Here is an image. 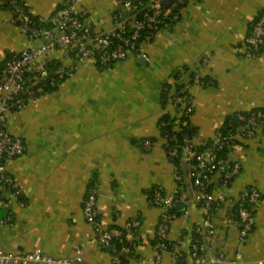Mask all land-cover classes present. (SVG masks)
I'll list each match as a JSON object with an SVG mask.
<instances>
[{
	"label": "crops",
	"instance_id": "1",
	"mask_svg": "<svg viewBox=\"0 0 264 264\" xmlns=\"http://www.w3.org/2000/svg\"><path fill=\"white\" fill-rule=\"evenodd\" d=\"M20 1L33 15L48 17L65 0ZM117 1L79 0V5L87 10L88 22L107 30ZM262 12L264 0H185L178 19L137 53L105 69L83 64L55 89L8 113V130L27 149L6 163L18 193H2L9 203L0 207V249L40 248L60 257H73L81 249V264H115L116 241L110 248L100 245L84 219L85 190L92 182L101 226L122 229L126 245L134 244L124 263H150L163 209L149 204V192L173 193L178 170L188 199L183 208H175L167 239L183 253L185 264H196L189 250L206 211L191 199L189 164L181 156L174 163L166 153L159 118L165 112L178 118L183 106L169 101L163 107L161 92L166 82L175 81V70L188 68L191 76L183 74L180 81L188 84V120L196 128L192 141L198 147L215 137L227 116L264 107V49L245 53L252 21ZM41 42L28 39L0 3V66L10 53ZM42 61L70 64L62 49L32 63ZM146 139L149 147L143 144ZM227 157L238 161L240 169L227 183L221 172L212 177L210 189L221 199L210 213L214 234L201 239L203 253L222 254L219 264H264V125L253 137L238 139ZM249 186L260 197L252 231L241 242L234 218L238 197ZM132 219L139 221L134 229L127 226ZM161 264H174L171 252L162 253Z\"/></svg>",
	"mask_w": 264,
	"mask_h": 264
},
{
	"label": "built area",
	"instance_id": "2",
	"mask_svg": "<svg viewBox=\"0 0 264 264\" xmlns=\"http://www.w3.org/2000/svg\"><path fill=\"white\" fill-rule=\"evenodd\" d=\"M19 1L0 0V3L8 8L12 22L28 39H42V42L36 47L10 53L0 66V207H7L9 203L2 193L13 197L18 193L15 179L7 170L6 163L23 155L27 149L23 139L8 130V113L23 109L30 101L56 87L83 64L105 69L137 53L142 43L150 42L163 28L171 26L178 19L179 10L185 2L171 0L166 6L163 0H118L111 13L112 26L101 30L95 28V22L86 20L87 10L79 5V0H65L48 17L33 15ZM255 20L250 34L245 38L248 46L246 56L256 54L252 47L264 46V14H259ZM55 49L63 50L70 60L69 65L48 66L49 61L35 65L32 63L34 58ZM187 87L188 84H184L183 91L187 92ZM175 102L183 106L182 113H191L188 93L177 96ZM233 115L235 120H229L227 130L222 132L219 128L212 143L203 149H199L189 137H185L181 144L169 145L164 140L169 159L181 156L189 164L186 176L192 190L191 199L200 203L206 211V215L195 226L196 235L189 250L196 264H219L223 260L222 254L213 253L205 257L201 243V239L209 240L214 234L210 213L218 207L221 199V196L216 197L210 189L212 177L221 172L223 181L227 183L240 169L238 161H232L220 152L225 150L228 153L238 139L253 137L255 130L264 125V108L236 112ZM143 144L149 147L151 141L146 139ZM174 178L177 186L173 193L153 189L148 197L150 205L161 207L163 211L152 243L155 255L147 264H161L162 253L166 251L172 253L174 264H185L183 253L167 239L170 222L176 215L175 203L188 199L186 192L179 186L184 181V175L176 170ZM97 196V187L88 184L82 205L84 219L92 226L95 239L100 245L109 246L115 240L121 243L113 261L115 264H125L121 256L129 252L134 244L126 245L122 229L101 226L96 206ZM259 197L258 189L253 186L245 188L238 197L234 223L238 227L241 242L252 231L254 210ZM138 225L139 221L132 219L127 226L134 229ZM81 263V249H77L73 257L53 256L40 248L12 251L0 249V264ZM232 263L245 264L235 260Z\"/></svg>",
	"mask_w": 264,
	"mask_h": 264
},
{
	"label": "trees",
	"instance_id": "3",
	"mask_svg": "<svg viewBox=\"0 0 264 264\" xmlns=\"http://www.w3.org/2000/svg\"><path fill=\"white\" fill-rule=\"evenodd\" d=\"M22 5L23 3L21 1H19ZM5 9L8 10V8L5 6V5H2ZM261 14H264V12H262ZM258 16V15H257ZM256 16V17H257ZM256 17L254 18V20L252 21V24H251V29H252V26L254 24V22L256 21ZM264 49V46H258V47H252V50L257 54L259 53L260 51H262ZM54 62L53 61H49L48 62V66H54ZM188 73V68L187 67H182V68H179L177 70H175L173 73H172V78L175 80L173 83H169V82H166L164 84V87L162 89V92H161V104L163 107L166 106V104L171 101V102H175V99L177 96H180V95H184L186 94L187 92L183 91V86H184V83L182 81H180V77L181 75L183 74H186ZM187 75L191 76V73H188ZM192 79V78H190ZM56 87L54 88H50L48 89V91H51L53 89H55ZM180 104H176V106H179ZM260 108H264V107H260ZM254 109H258V108H254ZM242 112H245V111H242ZM189 114H185V113H182L180 117L176 118V117H171L169 115V113L165 112L163 113L160 118H159V121H158V124H159V130H160V135L161 137H163L164 140H166L169 145H172V144H181L183 142V139L185 137H189V138H192L193 135L195 134L196 132V128L193 127L190 123H189ZM229 120H232L234 121L235 118H234V115L231 114L229 116H227L224 120V123L222 124V126L220 127L222 132H225L227 130V124L229 122ZM171 139V141H170ZM212 143V140L209 141L206 146H203V147H198L199 149H203L204 147H207L209 146L210 144ZM165 147V146H164ZM168 147H165V150L167 151ZM227 151H222L220 152L221 155H226L227 156ZM179 158V156H176L174 157L173 159H170L171 161H173L174 163H176L177 159ZM89 185H94L92 182L89 183ZM152 192V191H151ZM149 192V193H151ZM174 210L176 212H178L175 207H174ZM124 233V231H123ZM115 249L116 251L119 249V247L121 246V243L118 242V240H115ZM126 243V242H125ZM127 244V243H126ZM122 261L124 262L125 261V256L122 255Z\"/></svg>",
	"mask_w": 264,
	"mask_h": 264
},
{
	"label": "water",
	"instance_id": "4",
	"mask_svg": "<svg viewBox=\"0 0 264 264\" xmlns=\"http://www.w3.org/2000/svg\"><path fill=\"white\" fill-rule=\"evenodd\" d=\"M163 3L167 6V5H169L171 3V0H163ZM183 207H184V203L182 201H177L175 203V208L176 209H181ZM110 247H111L110 245L106 246V248H110Z\"/></svg>",
	"mask_w": 264,
	"mask_h": 264
}]
</instances>
